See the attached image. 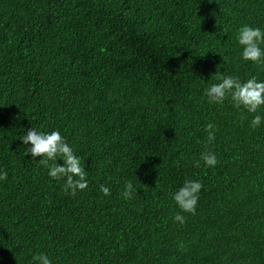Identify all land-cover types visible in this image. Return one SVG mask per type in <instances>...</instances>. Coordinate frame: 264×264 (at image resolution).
Masks as SVG:
<instances>
[{
	"label": "trees",
	"instance_id": "1",
	"mask_svg": "<svg viewBox=\"0 0 264 264\" xmlns=\"http://www.w3.org/2000/svg\"><path fill=\"white\" fill-rule=\"evenodd\" d=\"M245 24L264 29V0H0V264H264V107L204 94L216 72L264 80ZM31 127L60 131L84 191L25 156ZM185 180L194 214L172 198Z\"/></svg>",
	"mask_w": 264,
	"mask_h": 264
},
{
	"label": "clouds",
	"instance_id": "2",
	"mask_svg": "<svg viewBox=\"0 0 264 264\" xmlns=\"http://www.w3.org/2000/svg\"><path fill=\"white\" fill-rule=\"evenodd\" d=\"M236 40L241 49L240 60L264 66V29L258 26L242 25L238 29ZM213 76L219 82L212 83L204 90L209 103L223 104L225 99L230 98L237 109L246 110L249 113H257L264 107V80H258L253 76L246 81H241L238 77L222 75L218 72L211 77ZM262 123H264V116L258 114L251 120L253 128L260 127ZM213 127L214 125L210 123L205 126L209 139L215 138ZM21 140L26 146L25 156L30 155L33 160L36 157H41L39 161L48 165L49 177L65 181L63 187L66 193L75 196L77 192H82L88 187L87 174L81 163V158L74 153L73 148L59 130L42 132L31 127ZM201 157L207 167H215L218 163L215 153H201ZM58 160L62 163H59ZM49 162L52 163L49 164ZM7 177L8 173L0 169V181H5ZM202 188L203 185L198 180H185L178 191L172 194V198L181 212L193 214L196 212ZM100 192L104 196L111 195L110 188L104 185H100ZM134 192L136 189L133 183L127 182L123 191L125 198H131ZM174 220L183 224L185 217L178 212ZM33 261L34 264H52V260L44 253L33 256Z\"/></svg>",
	"mask_w": 264,
	"mask_h": 264
}]
</instances>
